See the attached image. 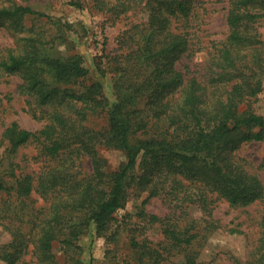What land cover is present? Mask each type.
I'll return each instance as SVG.
<instances>
[{
    "label": "trees",
    "instance_id": "1",
    "mask_svg": "<svg viewBox=\"0 0 264 264\" xmlns=\"http://www.w3.org/2000/svg\"><path fill=\"white\" fill-rule=\"evenodd\" d=\"M69 5L100 16L103 25L128 15L134 20L95 78L81 56L49 54L67 44L72 25L30 6L0 7V28L23 34L0 56V72L19 79L28 113L43 122L35 132L0 123L6 155L0 227L9 236L0 245V264H80L78 241L92 226L96 237H105L116 212L144 193L169 209L162 218L141 212L162 240L131 238L122 264H197L207 240L221 229L216 203L243 208L264 197L261 181L236 156L242 146L264 142V116L252 109L264 91V41L257 28L264 0L229 1L227 37L212 44L203 68L189 64L208 48L202 46V0ZM28 18L42 28H26ZM107 74L118 89L112 103L103 93ZM98 118L102 125L94 128ZM29 146L37 172L26 173L15 161ZM101 147L123 153L116 170L108 169ZM56 244L64 262L57 261ZM249 247L245 264H264V210L258 239Z\"/></svg>",
    "mask_w": 264,
    "mask_h": 264
},
{
    "label": "rangeland",
    "instance_id": "2",
    "mask_svg": "<svg viewBox=\"0 0 264 264\" xmlns=\"http://www.w3.org/2000/svg\"><path fill=\"white\" fill-rule=\"evenodd\" d=\"M70 1L78 0H0V7L10 5L30 6L32 9L48 15L53 20L72 25V30L65 34L67 44L51 51L50 55L60 54L79 55L90 74L98 78L101 70L106 68L109 55L117 51V39L121 32L134 20L130 15L123 17L114 25H103V19L98 15L90 14L88 9H77L69 5ZM206 9L204 25L201 35L202 46L208 47L197 53L190 61V65L203 68L208 59V52L213 43L222 42L227 37L226 13L230 0H202ZM26 28H42L33 18L25 21ZM257 28L264 41V19ZM48 34L54 29H49ZM23 34L13 33L0 28V56L4 50L13 49L20 42ZM98 68V69H97ZM106 70V69H105ZM123 81H121L122 83ZM114 80L110 74L102 79L103 93L112 103L114 93L118 90L113 87ZM17 77L6 76L0 72V123L9 124L17 122L18 125L31 132L42 128L43 122L37 121L27 111L26 98L20 95ZM141 102V101H140ZM252 109L264 116V91L252 104ZM94 121V128L101 127L99 120ZM98 153L108 161V169L116 170L125 160L121 151L111 148H98ZM35 155L33 146L18 151L15 161L26 173L37 172L39 165L32 161ZM236 156L245 162L246 170L256 176L264 188V142L246 144L236 152ZM0 164L5 166L6 155L4 148L0 149ZM84 170L89 171V164L84 161ZM147 194L131 197L124 208L114 215L111 230L105 237H96L92 226L88 234L78 241L81 252L76 255L80 264H122L126 259L129 240L133 237L141 240L148 239L158 243L162 240L161 233L156 225H149L142 213L164 217L169 213L168 207L158 198L147 201ZM146 201V202H145ZM145 202V203H144ZM213 212L221 229L215 232L205 243L197 258V264H245L249 245L258 239V223L264 210V197L260 202L243 208H230L224 201H218ZM196 214V210H191ZM226 228V229H225ZM228 229L238 230L231 234ZM9 236L0 227V245L7 243ZM54 253L58 262H64L66 255L61 245L54 246Z\"/></svg>",
    "mask_w": 264,
    "mask_h": 264
}]
</instances>
